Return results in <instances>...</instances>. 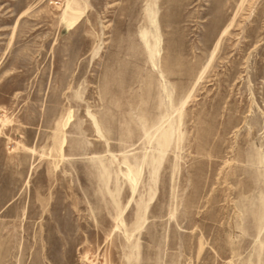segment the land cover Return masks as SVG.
<instances>
[{"label": "rangeland", "instance_id": "obj_1", "mask_svg": "<svg viewBox=\"0 0 264 264\" xmlns=\"http://www.w3.org/2000/svg\"><path fill=\"white\" fill-rule=\"evenodd\" d=\"M0 264H264V0H0Z\"/></svg>", "mask_w": 264, "mask_h": 264}, {"label": "bare ground", "instance_id": "obj_2", "mask_svg": "<svg viewBox=\"0 0 264 264\" xmlns=\"http://www.w3.org/2000/svg\"><path fill=\"white\" fill-rule=\"evenodd\" d=\"M153 18H154V17H153ZM153 18H150L152 23H154ZM143 38H144V40L146 41V37L143 36Z\"/></svg>", "mask_w": 264, "mask_h": 264}]
</instances>
